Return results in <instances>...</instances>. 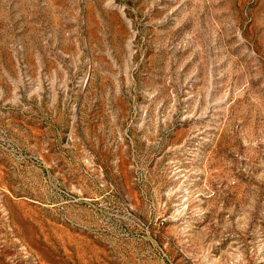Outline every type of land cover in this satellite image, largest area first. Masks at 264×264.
Masks as SVG:
<instances>
[{
  "label": "rangeland",
  "instance_id": "rangeland-1",
  "mask_svg": "<svg viewBox=\"0 0 264 264\" xmlns=\"http://www.w3.org/2000/svg\"><path fill=\"white\" fill-rule=\"evenodd\" d=\"M0 264H264V0H0Z\"/></svg>",
  "mask_w": 264,
  "mask_h": 264
}]
</instances>
